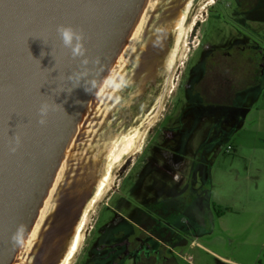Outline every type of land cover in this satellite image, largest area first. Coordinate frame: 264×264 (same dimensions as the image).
Returning <instances> with one entry per match:
<instances>
[{
	"label": "water",
	"instance_id": "obj_1",
	"mask_svg": "<svg viewBox=\"0 0 264 264\" xmlns=\"http://www.w3.org/2000/svg\"><path fill=\"white\" fill-rule=\"evenodd\" d=\"M192 1L0 0V264L64 262ZM59 26L82 34L84 57Z\"/></svg>",
	"mask_w": 264,
	"mask_h": 264
},
{
	"label": "flooded vegetation",
	"instance_id": "obj_2",
	"mask_svg": "<svg viewBox=\"0 0 264 264\" xmlns=\"http://www.w3.org/2000/svg\"><path fill=\"white\" fill-rule=\"evenodd\" d=\"M195 1L168 77L136 115L131 134L146 138L119 159L75 263L85 252L82 264H175L217 217L207 196L218 165L239 157L264 102V0Z\"/></svg>",
	"mask_w": 264,
	"mask_h": 264
},
{
	"label": "rangeland",
	"instance_id": "obj_3",
	"mask_svg": "<svg viewBox=\"0 0 264 264\" xmlns=\"http://www.w3.org/2000/svg\"><path fill=\"white\" fill-rule=\"evenodd\" d=\"M211 2L204 0L200 4L201 9L207 8ZM190 28H181L183 40L186 35L189 36ZM182 50L178 60L184 61L188 54L186 48L183 54ZM258 107V111L253 109L250 122L242 134L243 141L238 146L239 157L230 163L221 162L218 165L214 188L207 196V201L215 203V208L220 207L223 215L220 218L212 216V224L206 233L189 243L179 257L174 258L175 264H264V102ZM146 129L143 133L139 131L137 137L140 141L137 143L138 139H135L134 152L140 151L141 140L146 138ZM137 132L135 130L133 134ZM246 137L247 144L244 143ZM120 164L118 160L109 161L106 171L108 186L102 189V197L88 209L82 235H86L87 228L92 225L96 207L102 203L100 199L109 186L112 188L116 184L115 177L120 173ZM102 209L99 207L98 212ZM84 260L85 252L74 264H82Z\"/></svg>",
	"mask_w": 264,
	"mask_h": 264
},
{
	"label": "bare ground",
	"instance_id": "obj_4",
	"mask_svg": "<svg viewBox=\"0 0 264 264\" xmlns=\"http://www.w3.org/2000/svg\"><path fill=\"white\" fill-rule=\"evenodd\" d=\"M189 11H190V9H189ZM185 21H186V20H185ZM182 27H183V26H182ZM180 38H181V36H180V32H179V36H178L177 43H176V47H175L176 49H175V52H174V56H175V53H176V51H177L179 45H180L181 42H182V40H181ZM179 40H181L180 44H179ZM173 60H174V58H173ZM173 60H172V61H173ZM172 63H173V62H172ZM148 125H149V124H148ZM134 137H135V134H133V135H131L129 138H127L125 144L122 145V146H121V147H120L115 153L112 154V157H111V159H110L111 162H113L114 160H116V161L118 160V161H119V159L121 158V156H122L123 154L126 155V154H128L129 152L134 151V149H133V144H134V140H135ZM122 164H123V163H122ZM107 177H108V174H107L106 178L104 179V182L102 183L103 185H101V187L97 190V192H96L94 198H93L92 201L90 202V204H89V206H88V209H89L90 207H92V204H93V203L95 204V203L98 201L97 199H99L100 197H102V193H101L102 189H103L104 187L108 186V180H107ZM109 187H110V186H109ZM101 199H102V198H101ZM101 199H100V201H101ZM88 209L86 210V214L84 215V217H83V219H82V222H81V224H80V226H79V230H78L77 236H76V238H75L74 245H73V247H72V249H71L69 255L66 257V259L64 260V262H63L62 264H70L71 260L74 258V256L76 255V253H77V251H78V249H79V247H80V244H81V242H82V240H83L82 231H83L84 226H85L86 221H87V217H86V215H87Z\"/></svg>",
	"mask_w": 264,
	"mask_h": 264
},
{
	"label": "clouds",
	"instance_id": "obj_5",
	"mask_svg": "<svg viewBox=\"0 0 264 264\" xmlns=\"http://www.w3.org/2000/svg\"><path fill=\"white\" fill-rule=\"evenodd\" d=\"M56 33L58 36V39L60 41L61 46L70 51L71 57L73 59H79L81 57H84L85 55V48L83 46V36L81 33L76 31L70 26H59L56 29ZM82 64H86V60H81ZM87 92V89H85ZM38 115L41 117L39 120V123L43 124L45 123V117L47 115V107L41 106L39 109ZM15 150V149H13Z\"/></svg>",
	"mask_w": 264,
	"mask_h": 264
},
{
	"label": "trees",
	"instance_id": "obj_6",
	"mask_svg": "<svg viewBox=\"0 0 264 264\" xmlns=\"http://www.w3.org/2000/svg\"><path fill=\"white\" fill-rule=\"evenodd\" d=\"M217 210H216V215H217V217H221L222 215H223V211L222 210H220V207L219 208H216Z\"/></svg>",
	"mask_w": 264,
	"mask_h": 264
},
{
	"label": "snow or ice",
	"instance_id": "obj_7",
	"mask_svg": "<svg viewBox=\"0 0 264 264\" xmlns=\"http://www.w3.org/2000/svg\"><path fill=\"white\" fill-rule=\"evenodd\" d=\"M40 70H41V68H40ZM41 71H43V70H41Z\"/></svg>",
	"mask_w": 264,
	"mask_h": 264
}]
</instances>
